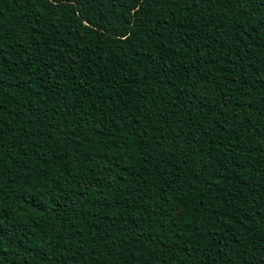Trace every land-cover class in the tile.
Returning <instances> with one entry per match:
<instances>
[{
	"label": "trees",
	"instance_id": "16d2710c",
	"mask_svg": "<svg viewBox=\"0 0 264 264\" xmlns=\"http://www.w3.org/2000/svg\"><path fill=\"white\" fill-rule=\"evenodd\" d=\"M0 264H264V0H0Z\"/></svg>",
	"mask_w": 264,
	"mask_h": 264
}]
</instances>
